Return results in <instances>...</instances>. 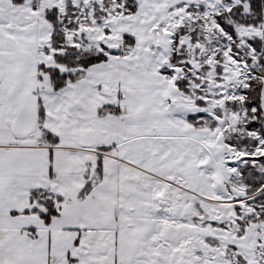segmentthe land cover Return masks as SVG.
<instances>
[{
  "label": "snow or ice",
  "instance_id": "6c2138e0",
  "mask_svg": "<svg viewBox=\"0 0 264 264\" xmlns=\"http://www.w3.org/2000/svg\"><path fill=\"white\" fill-rule=\"evenodd\" d=\"M0 264H264V0H0Z\"/></svg>",
  "mask_w": 264,
  "mask_h": 264
}]
</instances>
